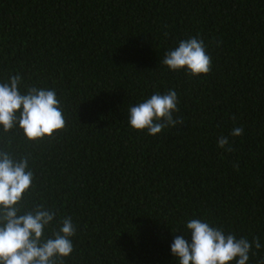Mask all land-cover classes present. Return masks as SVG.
Masks as SVG:
<instances>
[{
	"label": "trees",
	"instance_id": "1",
	"mask_svg": "<svg viewBox=\"0 0 264 264\" xmlns=\"http://www.w3.org/2000/svg\"><path fill=\"white\" fill-rule=\"evenodd\" d=\"M190 37L207 75L162 63ZM16 74L21 91L54 89L66 119L39 142L0 131L30 157L27 209L76 225L64 264H178L170 246L191 241L190 219L258 237L248 264L264 258V0H0V83ZM169 89L183 124L131 129L129 107Z\"/></svg>",
	"mask_w": 264,
	"mask_h": 264
},
{
	"label": "clouds",
	"instance_id": "2",
	"mask_svg": "<svg viewBox=\"0 0 264 264\" xmlns=\"http://www.w3.org/2000/svg\"><path fill=\"white\" fill-rule=\"evenodd\" d=\"M162 63L171 71L185 70L191 76L207 75L212 69L204 41L197 37L181 40L178 47L166 52ZM20 85V74L0 83V131L9 134L18 129L27 141L39 142L64 130L66 119L56 91L36 86L21 91ZM178 102L174 90L155 93L129 107L128 125L153 136L167 127L182 125L183 119L173 116L179 111ZM243 131L242 127L234 128L230 135L241 136ZM217 144L225 148L228 138L220 137ZM29 160L27 155L17 157L0 147V264H64L74 251L76 225L71 216H65L57 221V228L53 223L57 212L44 204L27 209L24 197L34 187ZM186 229L191 241L181 232L170 246L178 264H248L253 248L262 247L258 237L252 241L237 238L206 220L190 219ZM258 264H264V258Z\"/></svg>",
	"mask_w": 264,
	"mask_h": 264
}]
</instances>
